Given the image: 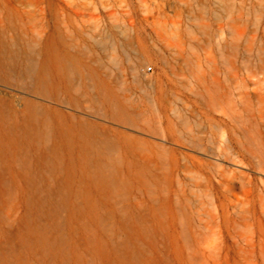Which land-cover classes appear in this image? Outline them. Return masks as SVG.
<instances>
[{"label": "bare ground", "instance_id": "6f19581e", "mask_svg": "<svg viewBox=\"0 0 264 264\" xmlns=\"http://www.w3.org/2000/svg\"><path fill=\"white\" fill-rule=\"evenodd\" d=\"M126 1L0 0V264H264V134L254 131V124L264 122H242L226 92L203 86L197 56L186 59L195 69L185 84L204 101L208 123L220 129L214 138L190 134L180 109L165 104L166 74L146 76V69L152 70L148 57L140 53L130 65L133 79L150 87L146 97L154 126L146 118L143 125L160 131L161 141L187 135L201 155L183 152L182 163L176 157L169 160L171 175L181 168L186 183L177 180L176 186L174 177L161 172L160 156L138 152L134 137L127 142L105 127L104 134L97 132L83 117L75 119L74 101L113 119L146 111L132 104V93L119 94L106 84L102 75L111 77L121 92L129 91L114 57H108L116 71L111 75L72 34L84 32L89 20L98 22L100 9ZM170 4L189 1L144 3V20L154 10L164 13ZM25 17L38 24L26 25ZM153 24L164 39L167 23ZM173 26L177 42L167 46L183 58L181 21ZM128 29L123 26V35L133 48ZM20 55L29 62H17ZM39 57L50 72L37 63ZM9 58L14 62L7 63ZM85 79L90 91L71 88ZM168 110L182 129L168 119ZM218 110L229 121L216 120L212 114ZM213 146L219 151L216 158L207 153ZM204 160L208 169L201 173L196 162ZM134 191L149 200L132 201Z\"/></svg>", "mask_w": 264, "mask_h": 264}, {"label": "rangeland", "instance_id": "374dc122", "mask_svg": "<svg viewBox=\"0 0 264 264\" xmlns=\"http://www.w3.org/2000/svg\"><path fill=\"white\" fill-rule=\"evenodd\" d=\"M152 1L128 0L122 4L113 3L110 8L100 9L105 15L102 14L98 22L95 20L86 22L84 32H77L76 30L80 31L79 29L72 30L73 36L81 41L88 51L100 58L106 67L110 68L111 75H115L116 71L112 67L113 65L109 64L108 57H114L118 69L127 79L129 91L121 92L120 86L111 81V77L102 75L106 84L119 94L132 93L136 97L132 104L142 106L146 111L142 116L127 117L121 115L117 119H113L110 115L104 116L95 109V106H100V104L93 105L95 107L93 109H84L79 102L74 101L73 112L75 119L83 117L85 119L84 124L97 128L96 131H100L101 134L105 133L106 130H103L105 127L107 133L124 141L128 140L127 142H129L134 137L135 140H133L138 144V152L152 151L156 153V156H160L163 161L161 172L167 177H174L177 186V180L187 182L184 178L185 173L179 168L171 175L169 160L176 157L182 163L183 152L199 157L201 155L198 154L192 140L188 139L187 135H185V139L178 137L175 140L166 138L165 141H161L164 136L160 131L154 127L149 129L143 125L142 120L146 118L150 125L154 126V119L153 121L151 119L153 118L152 103L146 97L150 87L147 85L140 86L133 79L130 65L135 63L137 56L142 53L148 57V67H152V70L146 69V76L156 73L166 74L163 85L165 104L180 109L181 121L191 129L190 134L192 135L202 136L206 139L209 136L214 138V134L220 133V129L210 125L206 120L205 117L210 115H207L204 101L189 90L192 86L185 84L186 79L192 80L188 76L193 67L192 62L186 63V59L190 60L192 55L200 59L197 69L199 74L205 75L203 86L209 87L217 94L226 92L228 101L234 105L235 111L242 113L243 116L240 118L242 122H264V114L262 115L260 112L264 110V101H260L256 97V95L264 97V0H225L226 4L214 0H188V5H166L164 13L154 10L144 20L147 14L144 12L143 4H149ZM104 11H113L114 15L109 16ZM156 20L167 23L164 39H160L157 35L158 32L163 33V31H160L153 24ZM178 20L181 21L180 31L186 40L183 58L178 56L176 50L167 46L168 44L174 46L177 42L173 35V32L176 31L173 23ZM23 22L32 26L38 24L36 19H27L26 17L23 18ZM124 25L129 27L128 32L131 35L130 41L133 48L128 44L129 39L123 35ZM240 31H243V34L237 38L236 34ZM23 56L20 55L17 62L28 63L29 61ZM6 62L13 63L14 60L9 58ZM37 63L43 65L44 71L50 72L52 70L48 63H45L44 57H39ZM33 69L39 71L38 68ZM193 69L195 68L193 67ZM72 71L74 69L70 67V72L72 73ZM80 71L84 75L87 74L84 68H80ZM177 74H184V76L180 77ZM73 78L74 75L72 74V81H74ZM39 87L52 86L39 85ZM71 88H83L90 91L91 87L86 81L73 84ZM123 104L129 105L127 102H123ZM243 107L247 108V112L243 111ZM251 114L255 116H251ZM167 116L174 125L176 124L177 128L182 129L180 127L182 124H179L180 122L173 112L168 110ZM212 116L216 120L229 121V117L222 115L219 110L213 112ZM163 121L165 124V119ZM198 122H203L204 125L200 126ZM258 130L264 134L262 123L254 124V131L257 132ZM156 143L163 147L159 149ZM207 153L212 154L215 158L219 156V151L215 146L208 149ZM196 163H198V168H196L201 173L207 171L205 160ZM249 172L254 175L255 179L260 177L253 169ZM146 175L148 176L149 173L147 172ZM190 187V184L187 185L186 190L189 191ZM130 199L132 201L149 200L147 196H143L137 191H134Z\"/></svg>", "mask_w": 264, "mask_h": 264}]
</instances>
